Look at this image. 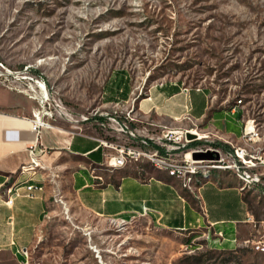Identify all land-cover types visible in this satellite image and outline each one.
<instances>
[{
    "label": "rangeland",
    "instance_id": "rangeland-1",
    "mask_svg": "<svg viewBox=\"0 0 264 264\" xmlns=\"http://www.w3.org/2000/svg\"><path fill=\"white\" fill-rule=\"evenodd\" d=\"M116 73L130 95L112 111L126 108L135 119L137 100L164 82L205 90L211 108L239 106L242 128L254 126L257 139L241 137L236 147L264 162V0H0V89L15 92L13 79L34 77L75 113L105 111L102 88ZM256 171L264 176V164ZM52 178L21 264H264V188L256 183L242 191L249 231L221 250L210 233L90 215ZM0 264L16 263L0 253Z\"/></svg>",
    "mask_w": 264,
    "mask_h": 264
},
{
    "label": "crops",
    "instance_id": "crops-1",
    "mask_svg": "<svg viewBox=\"0 0 264 264\" xmlns=\"http://www.w3.org/2000/svg\"><path fill=\"white\" fill-rule=\"evenodd\" d=\"M183 87L182 83L164 82L149 88L136 102L138 123L132 126L144 125L150 132L160 127L187 128L190 123L185 117H189L199 129L214 133L223 150L240 144V107L211 108L205 90L189 88L184 93ZM102 89L103 107L126 102L130 95L128 79L122 73L107 79ZM34 104L20 93L0 89V253L16 264L23 262L21 252L45 213L49 176L53 184L64 186L62 192L71 195L79 208L93 216L126 221L144 211L147 221L162 230L218 233L220 238L211 244L221 250L237 246L249 231V212L231 173L211 171L209 179L190 193L181 181L150 165L129 163L109 168L105 161L113 152L99 140L120 143V137L89 124L76 127L60 120L52 127L34 129L29 121ZM31 143L45 151L41 161L46 169L31 171L26 167L24 175L32 178H25L18 169L26 163L25 149ZM29 186L38 189L31 191L30 198H13ZM6 198H13L10 204H5Z\"/></svg>",
    "mask_w": 264,
    "mask_h": 264
},
{
    "label": "built area",
    "instance_id": "built-area-1",
    "mask_svg": "<svg viewBox=\"0 0 264 264\" xmlns=\"http://www.w3.org/2000/svg\"><path fill=\"white\" fill-rule=\"evenodd\" d=\"M12 82L20 83L11 89L35 103V110L29 120L34 129L52 127L54 121L60 120L76 127L80 124H89L120 137V143L99 140L102 147L113 152V155L106 157L105 165L109 168L112 166L122 167L129 163L157 164L179 175V181L182 182L184 173L206 166H214L222 171H237L264 188V176L256 171L264 164L261 156L232 145H229L228 150H222L215 145L217 142H213L217 139L205 137V131L199 129L189 117H185L190 123L189 128L160 127L159 131L150 132L144 125L132 126L138 122L126 108H123V111H112V104H110V107L105 111H96L95 108H92L83 113H75L65 107L59 99L51 96L41 79L28 77L27 79H13ZM181 91L185 93L187 88L183 87ZM187 134L191 135V139L186 138ZM241 137H246L249 143L255 141L257 132L254 126L248 123L244 124ZM204 140H210V143L207 146L202 145L201 142H205ZM25 151L27 161L20 165L18 172H23L25 178H32L24 175V168L37 167L41 171L45 170L41 161V156L45 154V151L36 143L29 144ZM206 151L213 152L216 158L211 160H193L191 158L193 153ZM34 189L32 186L20 189L19 192L14 193L13 198H30L31 191ZM13 198H6L5 204H10ZM137 216L144 217L145 212L143 211ZM216 236L220 238L218 233ZM21 254L25 256V250Z\"/></svg>",
    "mask_w": 264,
    "mask_h": 264
},
{
    "label": "bare ground",
    "instance_id": "bare-ground-1",
    "mask_svg": "<svg viewBox=\"0 0 264 264\" xmlns=\"http://www.w3.org/2000/svg\"><path fill=\"white\" fill-rule=\"evenodd\" d=\"M143 165H150L156 169L164 170L167 172V174L170 177H173V178H176L177 180H179V175L175 174L174 172H170L167 169L162 168V166H160V165L151 164V163H144ZM115 167H119V166H112L111 168H115ZM28 168H30L31 171L39 169L37 167H28ZM214 170H219V169H217V167H214V166H206V167L199 169V170L188 171V172L184 173L182 175V182H181L182 187L190 193L194 192L198 185H200L202 182L207 181L209 179L210 172L214 171ZM230 171L240 174L237 171H233V170H230ZM18 173H23V172H18ZM241 175L244 177V180L246 181L242 186H240V191H243L245 186L248 185V183H247L248 181L250 183H254V182L251 179L247 178L245 175H243V174H241ZM6 194H7V190H6Z\"/></svg>",
    "mask_w": 264,
    "mask_h": 264
},
{
    "label": "water",
    "instance_id": "water-1",
    "mask_svg": "<svg viewBox=\"0 0 264 264\" xmlns=\"http://www.w3.org/2000/svg\"><path fill=\"white\" fill-rule=\"evenodd\" d=\"M186 138L187 139H191V135L187 134ZM191 158L193 160H211L213 158H216V155L213 152L206 151V152H203V153H193L191 155Z\"/></svg>",
    "mask_w": 264,
    "mask_h": 264
},
{
    "label": "trees",
    "instance_id": "trees-1",
    "mask_svg": "<svg viewBox=\"0 0 264 264\" xmlns=\"http://www.w3.org/2000/svg\"><path fill=\"white\" fill-rule=\"evenodd\" d=\"M215 145H216V146H219V147L222 148V150H223V146H222L221 144L216 143ZM243 202L245 203V200H244V199H243Z\"/></svg>",
    "mask_w": 264,
    "mask_h": 264
}]
</instances>
